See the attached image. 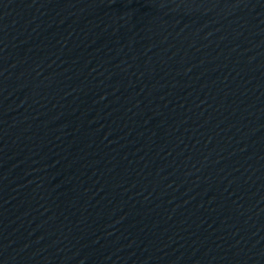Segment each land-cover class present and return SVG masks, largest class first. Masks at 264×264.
<instances>
[{
	"label": "water",
	"instance_id": "water-1",
	"mask_svg": "<svg viewBox=\"0 0 264 264\" xmlns=\"http://www.w3.org/2000/svg\"><path fill=\"white\" fill-rule=\"evenodd\" d=\"M264 55V0H0V155Z\"/></svg>",
	"mask_w": 264,
	"mask_h": 264
}]
</instances>
